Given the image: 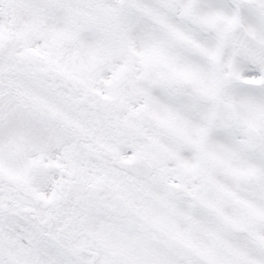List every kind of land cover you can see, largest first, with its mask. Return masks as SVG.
<instances>
[{
  "label": "flooded vegetation",
  "instance_id": "obj_1",
  "mask_svg": "<svg viewBox=\"0 0 264 264\" xmlns=\"http://www.w3.org/2000/svg\"><path fill=\"white\" fill-rule=\"evenodd\" d=\"M2 81L5 82L1 86L6 85L9 92L0 94L6 112L5 118L0 115V142L19 143L18 124L28 116H40V128L46 134L43 145L47 173L43 199L32 203L30 195L24 193L29 199L24 197L21 206L24 213H33L39 220H45L46 243L55 245L76 264H132L133 248L150 252L152 256L158 254L166 260L181 257L170 241L179 240L189 246L192 238L188 231L179 227L180 223H184L189 214L204 211L192 206L189 196L194 195L204 204L207 200L205 190H193L190 151L193 140L185 116L182 119L175 115L167 117L157 127L155 144L149 142L148 137H142L137 147L120 126L108 125L109 117L103 111L97 108L96 112L83 113L78 109L76 116L70 118L78 121L86 131L90 127L82 125L84 119L92 117L100 122L98 132L93 135L94 141L86 143L91 147V157L86 154V161H90L85 163L83 155L77 150L69 152L63 143L72 131L68 127V102L78 98L76 94L69 96L60 87L49 94L20 92L21 84L26 85L25 79H0ZM39 82L49 87L45 81ZM61 83L57 80L55 85ZM182 95L193 99L189 93ZM194 105L205 121L207 105L199 102ZM46 115L44 121L41 117ZM117 133L119 141L95 140L109 139ZM78 148L82 145L78 144ZM133 149L136 152L132 153ZM133 154H138L151 166L152 173L148 177H135L112 164L113 160H127ZM126 205L139 220L119 215L124 213ZM27 217L22 226L19 219L13 225L17 241L21 232V239L33 241L30 225L35 223ZM128 226L138 227L141 246L127 243ZM15 256L23 264H46L32 261V255L29 252L23 255L19 247L15 248Z\"/></svg>",
  "mask_w": 264,
  "mask_h": 264
},
{
  "label": "rangeland",
  "instance_id": "obj_2",
  "mask_svg": "<svg viewBox=\"0 0 264 264\" xmlns=\"http://www.w3.org/2000/svg\"><path fill=\"white\" fill-rule=\"evenodd\" d=\"M43 1H45L44 4ZM190 1L191 0H176L175 2H172V4L165 6L164 13L171 14L169 12H172L171 16L176 17L175 19L176 21H179V23L182 22L177 24L179 25L177 30L180 35L176 36H182L181 33L189 34V36L195 41L194 44L196 46L208 54L211 52L214 53L213 55L211 54V61H213L218 56L220 44L221 41L225 39V35H229V38L234 42L237 40L235 34L242 28L239 25L235 26V14L233 11L234 4L231 0L210 2L204 0L199 5L195 3L192 9L189 10L188 5ZM256 1L264 6V0ZM121 2H123V0H0V45L3 47V57L0 59V73L6 68L5 63L25 62L52 69L51 57L55 51L53 46L56 45H52L54 36L52 37L50 35L55 34L54 32L56 30H61L63 25H65L68 30V20L61 13H58V6H62L63 9L69 10H73L72 7H80L83 10L92 7V9L98 13H105L110 10L111 7L117 6ZM159 2L163 4L165 3V0H159ZM223 6H225V10H223ZM247 6L248 5H245V9L248 8ZM142 8L143 5L140 2L131 0L128 4L114 12L113 17L116 21L115 24L123 35L129 37V42L125 40L122 46L121 43L124 39L123 36L118 38L110 37V39L113 40L111 41L109 38H105V36L109 35L108 32H99V35L95 37V42L92 45H90L92 43L91 38L85 37L83 39V44H89L85 47L86 55L88 51H91L96 45H99L101 50L108 54L107 58H112L109 63L105 64L95 72L94 77L88 80L87 84L84 80L81 81L80 79H77V75H74L73 77L67 76L68 78H71V83L74 86L82 85L84 91L93 93L97 99L105 101L104 106H108L109 104L107 98L111 89L116 88L118 94L117 102L123 106L120 114L121 119L122 115L126 113V110L133 114L140 113L141 108L138 104L134 108L132 105L135 103H130L124 99L129 97L131 85L143 78L149 67L146 63L144 67L142 63L143 58L140 63L133 60L132 63H130L132 65L127 69V81L122 87L119 86L121 81L120 74L124 71L126 61V56H124V53L121 50L130 52L132 55L133 53L138 54L140 51L141 57V51H144V47L140 44L138 39H135L137 25L139 27V36L144 43L148 56L154 61V65L157 63V60L168 61V50H170L171 55L177 57L183 56L178 50L172 49L173 44L169 34H166L161 30L157 31L156 28L158 27L155 24L149 25L147 22L141 20V17H147L149 20L153 21V18L149 17L150 14H148V16L142 14ZM256 8L259 9L260 7L256 6ZM47 9L49 11H56L54 14H60L62 20L58 21L56 19L58 16L54 18H46L45 16L50 15V12H48ZM126 12L128 13L126 14L125 20H123ZM246 12H249V10H246ZM262 14L264 16V8H262ZM263 16L254 11H250L246 15L244 14L243 23L245 24V30L243 31V39H245V44L242 42L240 46L242 47V51L248 56L255 54L256 56L261 57L264 54ZM87 17H89V13L84 11L82 14L73 18L75 28H77V20L86 19ZM134 18H138L140 21H136V23ZM204 18H208V20H202ZM210 18H213L216 24L215 22L212 23ZM141 21H143V23ZM226 23H229L230 28L236 27V29L231 31L232 33H226ZM145 25L147 29L145 28ZM69 31L71 33L70 38H72L71 27L69 28ZM65 39L60 41L63 42L64 45L68 41L70 42V40L67 41ZM130 41L137 42V46L130 43ZM69 42L68 45L70 47H66L65 49L66 59L69 58V61L71 62L72 60L75 64V53L74 57H71V55H73L75 50L73 48L77 43H73L72 41L70 44ZM21 44H24L28 48L25 52L19 51ZM237 45L239 44L231 42V44L227 46V49L220 55L219 61L223 65L222 71L229 69V65L233 63V67L240 70V75L245 79V83L238 86V88L233 87L227 90L225 93V99H228L231 104L232 102L236 103L233 107L240 124H246L243 122L242 115H244L249 121L257 120L256 122L264 128V119L261 116V113H264V57L257 60V63H255L256 65H251L249 68H245L241 65L242 63L238 59L239 56L234 55L235 52H233V50ZM14 52H16V54H14ZM88 59L90 61V58ZM93 69L95 70V67H93ZM82 72L85 73V71ZM255 126L264 138L263 129H261L259 125ZM241 127L243 126H239L236 131L234 130V132H231L228 135H224L220 132L219 134L214 135L213 132L216 131V128L213 127L211 129L212 138L219 140L222 148L226 149L227 153L230 152L227 156V160L230 163V169L221 174L218 178L216 187L218 192L226 190L227 201H232L235 205L234 200H232L234 199V192H236L232 185L233 175L256 172L260 177L259 180L262 182L260 183L259 191L253 200H249L247 203L240 201L237 202V211L234 212V214L230 213L227 208L221 210L220 215L224 219L227 218L230 224L238 222V225L245 229L243 235L237 236L238 242L234 241V244H236L235 247L237 248L231 246L230 242L224 245L217 240L216 235L218 230L213 216L205 227L206 230L201 228L199 225L201 221L198 216L196 217L191 229L192 238L197 240L198 236H201L202 238L208 236V255L209 258H211L212 255L215 260L212 264H222L220 261L224 260L226 264H232L230 263V260H232L233 255L230 254V252L234 251L240 252V255H237L236 258L232 260L233 264H264V142L262 149L258 153L253 155L244 154L243 145L241 149L240 144L242 142L239 135V129ZM2 154L6 157V160L9 159L8 152H2ZM214 187L215 185L211 186L212 194L216 192L214 191ZM218 192L216 193L218 194ZM219 199L221 198L219 197ZM245 207L249 209V212L243 210ZM254 220H256V224ZM218 229L222 234L223 231L221 227H218ZM247 235L251 238H248ZM216 240L219 243H217ZM200 245L204 249V244L201 241ZM244 254H246L247 257L244 256Z\"/></svg>",
  "mask_w": 264,
  "mask_h": 264
},
{
  "label": "water",
  "instance_id": "obj_3",
  "mask_svg": "<svg viewBox=\"0 0 264 264\" xmlns=\"http://www.w3.org/2000/svg\"><path fill=\"white\" fill-rule=\"evenodd\" d=\"M186 49L192 50L188 44L179 41ZM214 105L213 118L218 120L225 128H229L235 123V116L230 108L223 106L218 100H212ZM243 135L246 138V144L250 149H256L260 146V139L253 129H245ZM237 185L244 189L247 194L253 196L256 191V184L251 176H244L237 178Z\"/></svg>",
  "mask_w": 264,
  "mask_h": 264
}]
</instances>
